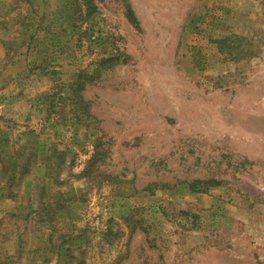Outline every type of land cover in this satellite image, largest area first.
<instances>
[{
  "label": "rangeland",
  "instance_id": "obj_1",
  "mask_svg": "<svg viewBox=\"0 0 264 264\" xmlns=\"http://www.w3.org/2000/svg\"><path fill=\"white\" fill-rule=\"evenodd\" d=\"M0 264H264V0H0Z\"/></svg>",
  "mask_w": 264,
  "mask_h": 264
},
{
  "label": "trees",
  "instance_id": "obj_2",
  "mask_svg": "<svg viewBox=\"0 0 264 264\" xmlns=\"http://www.w3.org/2000/svg\"><path fill=\"white\" fill-rule=\"evenodd\" d=\"M129 14H130V19H131V21L135 23L136 27H139V26H138L139 23H138V21L136 20V18L134 17V15H133V11H132L131 9L129 10Z\"/></svg>",
  "mask_w": 264,
  "mask_h": 264
}]
</instances>
